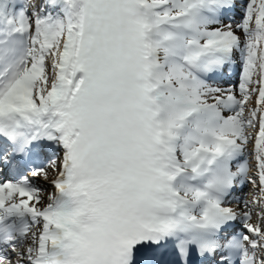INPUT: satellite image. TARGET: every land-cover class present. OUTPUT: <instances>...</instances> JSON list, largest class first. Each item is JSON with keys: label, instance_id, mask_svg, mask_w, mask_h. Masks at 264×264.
Wrapping results in <instances>:
<instances>
[{"label": "snow or ice", "instance_id": "snow-or-ice-1", "mask_svg": "<svg viewBox=\"0 0 264 264\" xmlns=\"http://www.w3.org/2000/svg\"><path fill=\"white\" fill-rule=\"evenodd\" d=\"M0 264H264V0H0Z\"/></svg>", "mask_w": 264, "mask_h": 264}, {"label": "bare ground", "instance_id": "bare-ground-1", "mask_svg": "<svg viewBox=\"0 0 264 264\" xmlns=\"http://www.w3.org/2000/svg\"><path fill=\"white\" fill-rule=\"evenodd\" d=\"M50 190V189H49Z\"/></svg>", "mask_w": 264, "mask_h": 264}]
</instances>
